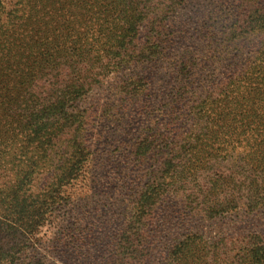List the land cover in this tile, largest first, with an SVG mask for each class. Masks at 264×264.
Listing matches in <instances>:
<instances>
[{"label": "rangeland", "instance_id": "obj_1", "mask_svg": "<svg viewBox=\"0 0 264 264\" xmlns=\"http://www.w3.org/2000/svg\"><path fill=\"white\" fill-rule=\"evenodd\" d=\"M111 3L0 0V124L15 125L10 132L0 128V223L33 221L36 227L31 233L21 230L23 234L0 229L18 259L109 264L120 257L122 234L136 226L131 218L135 200L169 152L158 153L152 140L159 133L166 134L167 142L176 139L175 145L192 140L188 116L196 98L185 94L184 99L182 84L191 77L190 90L200 96L216 78L243 67L262 37L230 36V24L245 11L244 0H185L155 28L159 53L117 69L105 44L123 40L136 12L131 0ZM138 29L141 41L148 33L155 35L148 19ZM58 42L72 59L55 70L51 62L58 53L51 46ZM37 44L49 46L52 53L42 57L43 71L32 63L39 60L31 52ZM97 46L100 57L109 58L104 66H95ZM128 78L141 80L144 88L125 86ZM41 114L53 131L27 141L24 133L41 125ZM36 144L45 147L44 154L34 152ZM142 144L148 146L145 154L138 152ZM70 154L76 156L70 161L77 162L79 174L49 202ZM235 157L231 153L225 160ZM204 194L207 203L221 198L207 190ZM203 214L188 207L184 193L162 195L142 225L147 255L141 264H162L172 245L190 233L212 239L258 232L264 238V207L213 218Z\"/></svg>", "mask_w": 264, "mask_h": 264}, {"label": "trees", "instance_id": "obj_2", "mask_svg": "<svg viewBox=\"0 0 264 264\" xmlns=\"http://www.w3.org/2000/svg\"><path fill=\"white\" fill-rule=\"evenodd\" d=\"M102 1L110 6L112 4L111 0ZM183 1L185 0H131L136 15L128 25L125 37L115 46L105 44L114 68L121 69L136 61L151 59L159 53L160 44L157 42L159 31L155 28ZM258 1L244 0L245 7L242 9L245 11L243 14H237L229 27L231 37L262 35L245 65L216 78L210 87L203 89L200 96H194V92L190 90L194 84L191 77L182 84L183 98L187 97L185 94L196 98L191 99L193 103L189 106L188 116L190 121L188 136L192 140L190 141L188 137L189 140L186 142L184 140L175 145L176 139L167 142L166 134L161 133L152 140L151 147L158 153L166 149L169 152L156 167L147 187L136 198L131 212V218H134L136 226L129 225L127 229L130 232L122 234L120 242L124 243L120 250L121 255L109 264L143 262L147 253L142 248L146 241L141 232L142 225L146 224L162 195L169 191L184 193L188 207L210 218L238 209L252 213L264 207V145L261 143L264 142V0L263 5ZM246 4L249 5L248 11ZM152 13L155 17L149 18ZM147 19L155 35L148 33L141 41L138 28ZM48 47L37 44L36 48L31 50L32 53L39 55V60L32 63L38 65L40 71L44 70L41 65L42 57L46 54L52 56V53H48ZM51 47L58 53L51 62L55 70H58L64 61L72 59V56H68L69 52H66L64 44L58 42L56 46ZM100 50L97 46L94 51L96 55L100 54L95 66H104L109 59L106 54L101 58ZM78 56L84 57L81 52ZM124 84L127 87L133 85L134 91L138 87H140L138 91L144 88V82L141 80L128 78ZM61 104L62 101L57 100L56 107H60ZM46 114L50 116L49 111ZM42 118L44 120H41ZM45 119L46 115L41 114L39 118L41 125L33 128L31 133H24L23 137H26L27 141H32L50 135L53 128L45 126ZM13 126L15 127L13 123L0 124L3 132H10ZM258 138H261V142L259 140L254 142ZM142 149L138 152L145 154L144 150H147L148 146L142 144ZM45 151L44 146L34 145V152L37 155H42ZM231 153L237 157L225 160ZM220 156L222 159H218ZM75 158V154H70L67 160ZM76 163L70 161L66 170L58 173L60 182L56 180L59 183L58 188L48 194L49 202L55 201L60 195L61 185L71 182V179L78 176ZM206 190L209 195L221 194V198H215V203H207L204 194ZM42 201L40 210L44 204ZM10 222L0 223V229L8 228V233L12 231L20 233L21 230L31 233L36 230L33 221L17 223L10 220ZM129 234L136 236L135 241L130 239ZM14 248L0 237V264L37 263L30 262L26 257L18 259ZM164 261L162 264H264V238L258 232L236 238L217 236L212 239L199 233H190L172 245Z\"/></svg>", "mask_w": 264, "mask_h": 264}]
</instances>
